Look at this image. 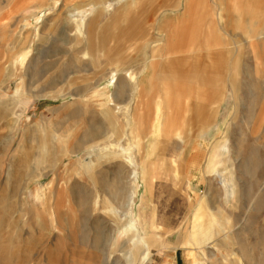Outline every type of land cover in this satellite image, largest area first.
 I'll use <instances>...</instances> for the list:
<instances>
[{
	"label": "rangeland",
	"instance_id": "rangeland-1",
	"mask_svg": "<svg viewBox=\"0 0 264 264\" xmlns=\"http://www.w3.org/2000/svg\"><path fill=\"white\" fill-rule=\"evenodd\" d=\"M140 262L264 264V0H0V264Z\"/></svg>",
	"mask_w": 264,
	"mask_h": 264
},
{
	"label": "bare ground",
	"instance_id": "bare-ground-1",
	"mask_svg": "<svg viewBox=\"0 0 264 264\" xmlns=\"http://www.w3.org/2000/svg\"><path fill=\"white\" fill-rule=\"evenodd\" d=\"M194 9V7L193 8H191V10H193ZM99 10H101L99 7H96V8H94V10L91 12V14H95L96 12H98ZM188 11H190V8H189V10ZM73 17H74V15H72ZM84 21V20H83ZM184 29V26H182V25H174V27H173V30H172V32L171 33H169L170 35V39H169V43H168V45L170 46V47H175V46H178V45H180V44H183V42L184 41H186L187 39H189V37L185 34V32L186 31H184L183 30ZM189 29L191 30V24L189 25ZM204 42H206V40H204ZM164 72V71H163ZM164 90V91H163ZM162 91H161V93H165L166 94V89H163ZM17 91H18V89H16V93H17ZM147 91H150V90H146L145 92H147ZM168 91H173V92H176V90H175V88H171V89H168ZM168 93V92H167ZM102 95V94H101ZM160 97V96H159ZM171 106L169 105V102L168 101H164V108L166 109V111L170 108ZM173 107H175V106H173ZM156 116V115H155ZM167 117H165V121H164V124H163V130L165 131V132H169V129H170V127L172 126V124H173V126H174V123H173V119H172V116H171V114L170 113H168V115H166ZM131 122H132V120H131ZM151 124H152V122H151ZM130 125V124H129ZM172 126V127H173ZM135 127V126H134ZM132 128V127H131ZM132 130V129H131ZM130 130V131H131ZM134 132V131H133ZM136 137V136H135ZM87 147V146H86ZM88 148V147H87ZM119 149H120V151L123 153V154H126L129 158H131L130 157V153H129V149L127 148V147H125V146H120L119 147ZM88 152H90V154H93V153H96L97 152V149L95 150V149H93V148H90L89 150H88ZM98 153H99V151H98ZM120 158H121V156H119ZM121 159H124V158H121ZM127 162H129L128 160H127ZM132 162V161H131ZM88 168H92V165H86V169H88ZM133 177H136V174H135V172L133 173ZM133 195H134V193H132ZM131 202H132V200H131ZM134 225H135V223L134 222H132V226H133V228H134ZM133 230H135V228L133 229ZM135 239H136V242L139 244V243H141V241L138 239V238H136L135 237ZM144 253V252H143ZM142 257V259H140V261L142 262L143 260H145V257H146V255H145V253L141 256ZM141 262L139 263V264H141Z\"/></svg>",
	"mask_w": 264,
	"mask_h": 264
},
{
	"label": "crops",
	"instance_id": "crops-1",
	"mask_svg": "<svg viewBox=\"0 0 264 264\" xmlns=\"http://www.w3.org/2000/svg\"><path fill=\"white\" fill-rule=\"evenodd\" d=\"M203 228V227H202ZM203 231V232H202ZM202 235H204L205 239H197L194 240V247L198 250H201L202 248H204V245H207L208 243H210V237L208 236V231L205 232V230H201ZM189 238V237H188ZM187 239V238H186ZM190 241V240H188Z\"/></svg>",
	"mask_w": 264,
	"mask_h": 264
}]
</instances>
